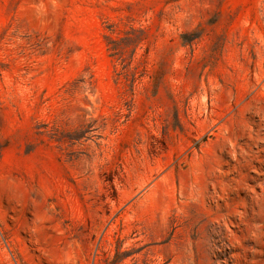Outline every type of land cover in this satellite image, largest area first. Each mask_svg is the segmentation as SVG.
I'll use <instances>...</instances> for the list:
<instances>
[{
  "label": "rangeland",
  "instance_id": "1",
  "mask_svg": "<svg viewBox=\"0 0 264 264\" xmlns=\"http://www.w3.org/2000/svg\"><path fill=\"white\" fill-rule=\"evenodd\" d=\"M0 264H264V0H0Z\"/></svg>",
  "mask_w": 264,
  "mask_h": 264
}]
</instances>
